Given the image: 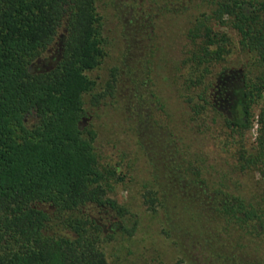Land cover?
I'll return each mask as SVG.
<instances>
[{
  "label": "trees",
  "instance_id": "1",
  "mask_svg": "<svg viewBox=\"0 0 264 264\" xmlns=\"http://www.w3.org/2000/svg\"><path fill=\"white\" fill-rule=\"evenodd\" d=\"M98 1L0 0V264H107L102 245L132 236L136 220L112 196L129 174L101 161L88 123L115 96L145 165L141 204L179 248L172 264H264V0L173 8L197 11L176 67L177 123L151 89L157 47H138L155 15L142 10L146 0H105L116 14L145 15L122 51L137 50L127 93L117 66L98 83L88 77L106 56ZM146 87L150 107L135 93ZM194 135L212 141L224 170L205 169ZM248 175L251 188L240 180Z\"/></svg>",
  "mask_w": 264,
  "mask_h": 264
},
{
  "label": "rangeland",
  "instance_id": "2",
  "mask_svg": "<svg viewBox=\"0 0 264 264\" xmlns=\"http://www.w3.org/2000/svg\"><path fill=\"white\" fill-rule=\"evenodd\" d=\"M179 1L146 0L142 10L155 15L150 20V26H147V38H143V41L138 43V47H141L142 43V46L151 44L157 47L151 67V89L164 103L166 111L176 123L184 106L179 96L181 86L180 80L177 78L176 67L182 55V47L186 44L184 32L189 25L192 14L197 12L195 8L180 15L173 12V8L177 9ZM192 1L194 3L191 2V5L195 4V0ZM159 6L162 9H159ZM166 6L167 9H165ZM96 10L102 17L103 36L106 39V56L100 67L88 72L87 75L98 83L108 77L110 68L117 66L121 70H118L117 84L125 94L129 88L128 74L125 68L130 66L131 62L128 60L130 54L136 55L137 50H125L124 55H122V51L125 49V43L128 46L134 45L133 37H136L134 41L137 43L139 23H134L138 21L135 18L145 15L140 12L134 15L133 12L128 13L127 10L126 13L119 10L116 14L105 0H99L96 3ZM144 19L141 20L145 21ZM123 58L124 61L121 64L120 61ZM238 59L240 58L238 57ZM238 59L234 56L229 58L230 61H233L232 63H236ZM146 90L148 87L138 89L135 93L139 94L150 107V103L147 102ZM123 108L124 105L120 101L117 102L116 96L106 98L96 108H93L88 119V123L96 132L95 145L101 161L118 162L122 166L121 170L129 174L130 181L118 184L112 196L119 204H123L129 209L131 220H136V227L132 236L117 237L115 240L103 244L101 248L107 264H172L181 258L179 248L171 238L163 235L161 232L163 226L158 217L147 212L141 204L138 191L141 182L145 179V165L138 154L135 145L136 138ZM255 129L256 125L253 124L247 135L249 142L254 140ZM190 143L192 150H199L205 155L204 166L208 172L212 174L215 168L222 170L226 168L222 163V153L215 149L208 137L194 135L191 137ZM127 165L130 168H126L125 171ZM240 180L251 188L255 178L248 175ZM85 212L90 217L97 218L96 211L90 206L85 209Z\"/></svg>",
  "mask_w": 264,
  "mask_h": 264
}]
</instances>
